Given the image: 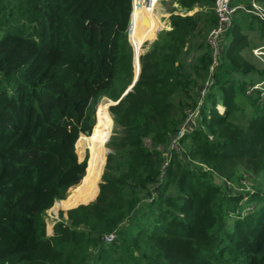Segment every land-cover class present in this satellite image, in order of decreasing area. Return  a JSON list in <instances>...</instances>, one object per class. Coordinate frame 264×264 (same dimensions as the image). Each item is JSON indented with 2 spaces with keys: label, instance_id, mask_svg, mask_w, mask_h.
<instances>
[{
  "label": "trees",
  "instance_id": "trees-1",
  "mask_svg": "<svg viewBox=\"0 0 264 264\" xmlns=\"http://www.w3.org/2000/svg\"><path fill=\"white\" fill-rule=\"evenodd\" d=\"M173 1L198 10L172 9L139 55L132 0H0V264H264V88H247L264 69L245 55L264 50V20L238 9L210 71L216 0ZM103 97L117 102L105 159ZM79 186L95 199L46 227Z\"/></svg>",
  "mask_w": 264,
  "mask_h": 264
},
{
  "label": "rangeland",
  "instance_id": "rangeland-1",
  "mask_svg": "<svg viewBox=\"0 0 264 264\" xmlns=\"http://www.w3.org/2000/svg\"><path fill=\"white\" fill-rule=\"evenodd\" d=\"M172 9H175L173 0H159V1L158 0H141L140 5H138L137 3L134 5L133 10L135 12H134V15L132 13L133 16H132V22L130 25V29H129V40L131 43L138 42L141 44L140 53L144 51V45H145L144 43L145 42L151 43L155 39L156 35L161 31V29L162 30L164 29V28H161L163 21L161 20L162 22H160L159 19L157 20L158 15L160 14V16H162V15L166 16V14L169 11H171ZM156 13H158V15H156ZM2 35H3L2 32H0V38L2 37ZM250 35L253 36L252 34H250ZM253 42L256 43L257 45L260 44L259 41L255 40V39H253ZM245 55L247 56V58L251 62H253L255 65H257L259 68L264 69V50L261 46H257L256 48L250 50V52L246 51ZM246 79L247 80L250 79V76H247ZM247 88H248V92H251L255 89H263L264 88V82H260V83L256 84L255 86H252V87L247 85ZM109 103H111V101L106 99V98H102L100 100V103L98 106L99 113H100V123H101L100 108L106 107L108 109ZM98 109H97V112H98ZM217 109L221 113L224 111L223 106L220 104L217 105ZM196 118L194 119V123H196ZM112 128H113V124H112V127L110 129L109 135H111V133H112ZM80 138H81V136H80ZM108 139L109 138H107L104 142H101L97 138V134H96L97 144L106 149L104 156L106 155V152H107L106 142L108 141ZM80 144H81V142H80ZM80 144L78 147L75 146L76 153L78 155L79 160H82V159L84 160L86 158V162H87L88 150L87 149L83 150L82 146ZM166 155H167V157H169L170 154L167 153ZM103 159H105V157H103ZM86 165H87V163H86ZM103 166H104V164L102 165V170H103ZM101 173H102V171H101ZM101 173H100V176H101ZM99 180H100V177L98 179V183H99ZM98 183H97V185H98ZM224 183L226 184V181H224ZM245 184H246V186H249L250 182L245 180ZM77 190H80V186L78 189H75L72 192H75ZM80 192L81 193H78V191H77V193L76 192L73 193V194H76L75 197L77 198V200H73L74 203L72 206L55 207L53 209L47 210V212H46V227H47V224H51V226H53L55 221H57L59 219V216H58L59 211H66L67 209L74 207L81 202H87L89 200H93L96 197V196H94L91 198V196H92L91 192L92 191L90 189H87V188L85 189V191L83 190ZM68 196L64 200L68 199ZM46 233H47V231H46ZM51 234H52V232L49 233V235H51Z\"/></svg>",
  "mask_w": 264,
  "mask_h": 264
},
{
  "label": "built area",
  "instance_id": "built-area-1",
  "mask_svg": "<svg viewBox=\"0 0 264 264\" xmlns=\"http://www.w3.org/2000/svg\"><path fill=\"white\" fill-rule=\"evenodd\" d=\"M159 1V0H158ZM140 5L141 0H132V11L135 4ZM252 8L248 9L244 5H233L232 0H216L215 4L213 6L214 13L216 15V23L215 25L210 29L206 41L208 45L210 46L212 50V65L210 66V71L213 69V66L217 63L218 55L221 51L223 37L226 32V30L229 28V26L232 23V20L236 14V11L238 9H242L245 12H251L256 15H258L260 18L264 20V7L260 4L256 3L255 1H252L251 3ZM211 84V80H208L204 83L203 86L198 87V92L200 93V101L198 104V107L194 109L193 111L189 112L186 116L185 120L179 127V132L177 135H175L171 140L170 148L179 150L178 148V140L179 138L190 132L194 127V119L198 116L199 113V105L202 102V98L205 95L208 87ZM205 90V91H204ZM192 125V126H191ZM113 234H108L105 236V240L107 242L111 241L113 239Z\"/></svg>",
  "mask_w": 264,
  "mask_h": 264
},
{
  "label": "water",
  "instance_id": "water-1",
  "mask_svg": "<svg viewBox=\"0 0 264 264\" xmlns=\"http://www.w3.org/2000/svg\"><path fill=\"white\" fill-rule=\"evenodd\" d=\"M131 22H132V12H131L130 21H129V29H130ZM88 25H91V23L88 22ZM129 29H128V39H129ZM129 42H130V40H129ZM130 44H131V42H130ZM131 45H132V44H131ZM132 49H133V68H134V77H133V81H132L131 85H129V86L127 87V89L125 90V92L123 93V95L126 94L129 90H131L132 86L134 85V83L136 82V80H137V78H138V74H139V71H140V67H139V55H140L142 52L139 53V55H138V54H136L137 51L134 50L133 46H132ZM140 49H141V48H140ZM103 98L108 99L107 97H103ZM108 100H110V99H108ZM110 101H111V103H109V106H110V105H113V104H115V103H117V102H114V101H112V100H110ZM112 122H113V120H112ZM109 137H110V135H109ZM109 137H108V138H109ZM107 152H108V149H107ZM107 152H106V154H107ZM82 160H83V159H82ZM82 160H80V161H82ZM104 165H105V162H104ZM87 168H88V165H86L84 176L82 177V179L80 180L79 183H82L84 177L86 176ZM103 169H104V166H103ZM102 173H103V170H102ZM102 173H101V175H102ZM100 181H101V176H100L99 183H100ZM99 183H98V190H99ZM97 194H98V193H97ZM96 196H97V195H96ZM94 199H95V198H94ZM94 199H93V200H94ZM93 200H89V201H87V202H81V203H79L78 205H80V204H87V203H89V202H91V201H93ZM78 205H76V206H78ZM76 206H74V207H76ZM71 208H73V207H71ZM69 209H70V208H69ZM47 235H49V234L47 233Z\"/></svg>",
  "mask_w": 264,
  "mask_h": 264
},
{
  "label": "bare ground",
  "instance_id": "bare-ground-1",
  "mask_svg": "<svg viewBox=\"0 0 264 264\" xmlns=\"http://www.w3.org/2000/svg\"><path fill=\"white\" fill-rule=\"evenodd\" d=\"M100 111H101V123L98 129V132H97V138L99 139V141L104 142L109 136L110 129L112 127L113 122H112L111 114L109 113L106 107L100 108ZM96 118H97V113H96ZM96 127H97V124H96ZM103 164H104V160H103Z\"/></svg>",
  "mask_w": 264,
  "mask_h": 264
},
{
  "label": "crops",
  "instance_id": "crops-1",
  "mask_svg": "<svg viewBox=\"0 0 264 264\" xmlns=\"http://www.w3.org/2000/svg\"><path fill=\"white\" fill-rule=\"evenodd\" d=\"M174 2V1H173ZM240 5H244V4H240ZM174 6H175V11H174V13H176V14H180V15H185V14H188V15H191V14H193L195 11H197L198 10V7H195V8H193L192 10H188V11H186V10H183V9H180L179 7H178V5H177V3H175L174 2ZM245 6V5H244ZM169 15H170V11L166 14V16H164V15H162V16H160V14L158 15V18H157V20L159 19L160 20V22H162V27L161 28H166V27H168V22H169V20H168V17H169ZM162 20V21H161ZM162 30V29H161ZM157 36V35H156ZM156 38V37H155ZM217 105H219V104H217ZM217 107V106H216ZM224 108V107H223ZM221 113V112H220ZM60 201V203H61V205L63 206V204H62V201L61 200H59ZM64 207V206H63Z\"/></svg>",
  "mask_w": 264,
  "mask_h": 264
}]
</instances>
